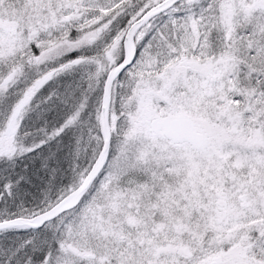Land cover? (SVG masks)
Instances as JSON below:
<instances>
[{
    "label": "snow or ice",
    "instance_id": "6c2138e0",
    "mask_svg": "<svg viewBox=\"0 0 264 264\" xmlns=\"http://www.w3.org/2000/svg\"><path fill=\"white\" fill-rule=\"evenodd\" d=\"M0 264H264V0H0Z\"/></svg>",
    "mask_w": 264,
    "mask_h": 264
}]
</instances>
